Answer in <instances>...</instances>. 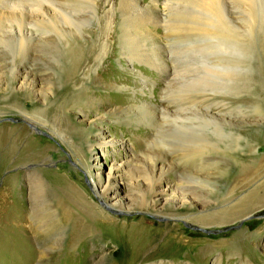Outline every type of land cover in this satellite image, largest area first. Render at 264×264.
I'll return each mask as SVG.
<instances>
[{
	"label": "rangeland",
	"instance_id": "1",
	"mask_svg": "<svg viewBox=\"0 0 264 264\" xmlns=\"http://www.w3.org/2000/svg\"><path fill=\"white\" fill-rule=\"evenodd\" d=\"M123 1L128 5L124 16L129 36L137 37L134 45L124 41L121 27L113 33L106 29L108 15L115 18L114 27L121 24ZM136 1L113 0V12L102 9L94 18H88L93 13L86 0L82 2L85 37H69L66 73L60 83L53 78L57 68L54 49L29 48L23 54L32 73L26 83L13 84L16 90L12 93L7 69L12 56L5 51L0 55V126L27 129L13 153L7 155L10 145L0 151V264H264V0H221L219 13L210 12L205 0H158L160 10L155 0H139L141 7ZM124 46L130 47L132 56L142 55L140 65L122 55ZM152 47L158 57L148 55ZM75 58V72L69 74ZM217 60L236 71L235 83L215 81V88L207 90L190 81L197 77L207 83L203 73L213 70ZM151 62L169 72L172 84H162ZM99 64L106 69L102 81L134 88L138 84L143 90L134 95L94 83ZM139 67L142 73L137 79ZM177 68L182 69L176 72ZM143 77L154 85L147 88ZM225 86L229 88L223 92ZM49 94L52 98L46 106L44 97ZM186 94L216 97L227 118L233 119L229 126L219 118V126L205 131L217 143L213 152H205L213 157L209 162L200 160V142L194 133L181 137L156 129L152 122L140 129L137 124L125 128L115 119L104 121L101 111L87 113L86 107L93 98L105 99L111 110L135 99L144 106L163 107L171 98ZM24 115L46 129L34 130ZM196 117L201 119V115ZM173 118H161L159 125L166 127ZM184 119L180 122L193 121ZM34 136L42 139L36 146L41 153L18 161L22 146ZM3 160L10 161L2 164ZM240 162L262 169L254 174L250 191L229 195L227 184L216 178L235 175V164ZM90 164L97 166L93 170L96 181L102 177L105 182L109 171H115V201L128 213L107 212L111 227L94 226L79 204L95 203L85 173ZM30 175H36V186L31 185ZM160 176L164 179L154 197L151 186ZM200 180L207 181L200 192L188 187H199ZM254 191L260 194L256 199L251 198ZM203 215L208 219L201 222L198 217Z\"/></svg>",
	"mask_w": 264,
	"mask_h": 264
},
{
	"label": "bare ground",
	"instance_id": "2",
	"mask_svg": "<svg viewBox=\"0 0 264 264\" xmlns=\"http://www.w3.org/2000/svg\"><path fill=\"white\" fill-rule=\"evenodd\" d=\"M84 1L85 0H0V55H2V53L5 51L6 53H8L12 56V57H10L12 60V65L9 64L8 68H7L8 69V75L10 78L9 79L10 80L9 90L12 93H15V90H16L15 87L13 86V84H16L20 80H24V82L26 83L29 80V74L32 73V72H30V67L28 66L29 64L27 63L26 55L23 54L25 51H27L29 48H32V49L35 48V49L39 50V49H43L46 47L48 49H52V50L54 49L55 60H57V68L53 69V72H54L53 78H54V76H56L58 78L57 79L58 82L60 83V81H62V78L64 77V74L66 73V69H65L66 67H65V61L64 60H65V55L67 54L68 46H66V45H67V41H68L69 37H72L74 35H77L79 38L85 37V34L81 29L82 19L80 17L86 16V14H84V10H83L82 6L87 5L88 10H91V12L93 13V14L89 13L88 18L96 17L98 15L99 10L102 11V9H103L108 14L110 11L113 12L115 9V3L113 2V0H86V2H85L86 4L83 5L82 2H84ZM100 1H103V5H101V6H100ZM194 1H197V0H194ZM205 1H206L205 2L206 4H204V6H207V8L210 12L219 13L221 11L220 6H221V4H223V2L221 0H205ZM226 2H228V1H226ZM153 3L155 4V7L160 10L159 1L155 0V2H153ZM190 3H193V2H190ZM134 4H132V5H134ZM162 4H164V2H162ZM199 4H200V2H199ZM199 4L197 6H199ZM122 5H123V7L121 10V16L119 15L120 19H121V24L117 27H114L115 18L113 16L108 15L107 16L106 29L109 33H113V32H115L116 29H118V27H121L120 31H121V33H123L124 41L127 40V42L129 41L131 44L134 45L136 43L137 37H136V35H134L132 33V37L130 38L129 35H131V34L128 33V31L130 29L129 22L125 19V16H124V13L126 10L125 7H128V5L125 1L122 2ZM136 5L138 7H141L139 0L136 1ZM194 6H195V4H194ZM227 6H229V5H227ZM205 9H206V7H205ZM128 10H129V8H128ZM203 10H204V8L202 9V11ZM224 10L226 11V9H224ZM104 11H103V13H105ZM187 11H189V10L187 9ZM33 14H36L37 17L34 18ZM190 14L192 15V13H190ZM202 14H204V13H202ZM199 16H200V14H199ZM115 17H116V15H115ZM187 17H188V15H187ZM135 20H136V22L138 21L137 19H135ZM186 20H187V18H186ZM139 21H141V19ZM183 21H185V20H183ZM186 22H184V24ZM190 22H192V21H190ZM197 22H199V21H197ZM189 23H186V24L189 25ZM207 23L205 21V24H207ZM162 25H164V24H162ZM210 25L211 24H209V26ZM144 26H145V24H144ZM194 26L196 27V24ZM197 26H198V24H197ZM213 26L214 25H212V27ZM218 26H219V24H218ZM190 27H191V25L188 27V29L191 30ZM228 27H230V26H228ZM164 28H165V26H164ZM180 28H181V25H180ZM183 29L181 28V30H183ZM210 29H211V27H210ZM190 30H189V32H190ZM220 30H222L221 27H220ZM146 31L152 32V29L147 28ZM215 32L216 31H214V33ZM209 33H211V32H209ZM227 34H229V33H227ZM226 41H227V39H226ZM234 41H235V39H234ZM238 43H240V41ZM126 48L127 47L124 46V48L121 50L122 55H124L126 58H129L130 61L140 65L141 61L143 60L142 55L141 56L140 55L135 56L133 53L134 56H132V54L129 51L130 47H128V49H126ZM138 48H139V46H138ZM155 48L156 47H152L151 52L148 54L149 56L154 55V56L158 57L159 53L156 52ZM140 49H142V48L140 47ZM143 49H146V48H143ZM148 51H150V50H148ZM72 52H76L75 47L72 48ZM135 52H136V50H135ZM137 52H138V49H137ZM17 54H23V55L15 57V55H17ZM224 58L225 57H223V59ZM156 60H158V59H156ZM218 60H217V62H218ZM144 61H146V60H144ZM221 61L219 60V62H221ZM77 62H78V59L75 58L72 61V63L69 64V67H68V70L70 72L69 74H72V72H75V66H77ZM219 62L217 64H215L217 66H214L213 70L210 69V71H206V73H203V76L206 80L205 82H207V83L202 84L199 81H197L198 80L197 77L194 78L191 76L190 77L192 79L190 78V81H192L194 83V85L198 84L197 85L198 88L201 87V89H207V90L215 88L213 86V83L215 81H219L222 83L228 82L231 84L235 80V79H233V73L234 72L236 73V71L233 68L228 69V65H227V67L225 66L227 63L223 64V63H219ZM99 63H101V61H99ZM151 63H154L153 68L156 71V73L161 77L162 84L167 86V87L170 84H172V83H170L171 79L169 76V72L164 70L161 67V65L159 66L158 62L157 63L151 62ZM142 65H144V64H142ZM98 67H99L98 70L95 72L96 77L94 79V83L97 82L96 84H98V85L106 86L107 89H109V87L112 86L113 88L111 87L112 88L111 90H113V91H115V90L123 91V92L131 91L134 95H138L139 92L143 90L142 85H138V84L134 88V87L121 86L120 84L107 83V82L102 81L100 76L102 74H105L106 69L103 68L100 64ZM178 69L181 70L182 68H177L176 70L175 69L174 70L176 72H178ZM123 70H125V69H123ZM151 70H152V68H151ZM182 71H187V68L183 67ZM237 71H238V69H237ZM136 72H137V74L135 76L137 79H139L141 77L142 68H140V67L137 68ZM23 76H24V78H23ZM144 78H146V77H143V80L145 82L143 84H146L147 88L150 86L152 87V85H154V83L151 80H148V79L145 80ZM182 80L184 81L185 79L183 78ZM84 81H85V78H84ZM185 81H187V80H185ZM233 83H235V82H233ZM147 84L149 86H147ZM217 88H218V86H217ZM228 88L229 87L225 86V88L223 89V92H225V90L228 91ZM30 90H32V88H30ZM186 95H187L186 97H177L175 99L171 98V100L167 104L164 103L163 107L154 106L153 104L144 106L139 99H135V100H132L131 103L124 108L119 107L115 110L114 109L111 110V105L108 103H105V99H101V98H93L91 106H89V107L86 106V107L89 108V111H87V113H89V112L91 113V111H99V112L101 111V114H102L104 121H106V118L115 119V122L118 125L124 126L125 128L128 126H132V125L137 124L139 126V129H140L144 125H148L149 122H152V124L154 125V127L156 129H160V131H163V132L166 130L167 132L173 133V134L177 133L181 137H183L184 135L187 136L191 133H194L195 135H197L196 139H198L199 140L198 142H200V145L199 146L197 145L198 146L197 148L201 149L199 153H202L201 155L198 154L200 156V160L201 161L204 160L206 162H209V160L212 159L213 157L208 156L207 153L205 155V152L208 151V153H209L210 151H212V148L217 146V143L205 131L208 128H210L211 126H219L220 125L219 124L220 119H221V122L223 124L231 126V124H233L231 122L233 119L229 120L227 118L225 110L223 108H221V106H218L219 99H217L216 97H214L212 95H208V94H202V95L201 94H198V95L186 94ZM44 98L46 100L44 104L47 106L48 105L47 103H48V101L51 100L52 96L49 94V95H46ZM229 103H232V102H229ZM43 109H48V107L47 108L45 107ZM91 109H95V110H91ZM198 115H201V119H197L196 116H198ZM232 115L230 116V119H231ZM189 116H192V118H189ZM24 117H25V120L33 127L34 130L46 129V127L43 124L38 123L33 117L26 116V115H24ZM164 117H170V119L173 117H176V118L175 119L173 118V122L171 121V123L169 121L170 124L168 123V125H166V127H165V125H163V126L159 125V120L161 118H164ZM182 117H183V119H184V117H186V119H188L190 121L193 119V121L188 122V123L187 122H180V118H182ZM233 117H235V116H233ZM40 119L42 120V118H40ZM197 122H199V125H197ZM197 130H203L204 132L203 133H197L196 132ZM17 131H19V132L17 133ZM25 131H27V129L24 127L18 128V127H12L9 125L0 126V151L7 148V146L10 145V146H8L7 155L9 156V154L13 153L14 148H16V145L20 142V139H22V136L24 135ZM188 137H190V135ZM40 141H42V139H38L35 136L32 137L31 139H28L24 143V145L22 146V149H21L22 155L19 157L18 161L26 160V158L32 154H40L41 150H39L40 151L39 152L38 149H36V146H38ZM109 143L110 142H106L105 144L108 145ZM91 146L92 145L89 146V150L92 149ZM4 157H6V156H4ZM9 161L10 160H8V161L3 160L2 164L4 162L8 164ZM206 162L204 163V166L205 167L207 166L206 168H208L209 165H207ZM157 163L154 164L155 169H157V165H158ZM7 164H5V166ZM96 167H97L96 165L92 166L91 164L86 166L85 167V173H86L87 177L89 178V180H91V183H92L91 185L93 187V193L95 194L97 199L95 197L93 198V200H95V203H93V204H88L87 202H85L84 204L83 203H79V204L83 207L84 213L88 217L87 219H90V221L93 222L94 226H96L98 228L109 227V226L111 227V225H113L110 223V222H112V219L110 218V214H108L107 212H113V213L124 212L125 213L128 210L125 209V206L122 203L115 201L117 199L116 198L117 194L114 192L115 191L114 190L115 182H113L114 181L113 179L115 177L114 176L115 175L114 169L112 168L109 171V175H108L107 180L105 182H101L102 177L99 181H96L95 174L93 171V170H96ZM235 168L237 169L235 175L229 176L228 175L229 173H226V174L224 173L225 175H222V176H219L216 178V180H218L220 183L223 182V183L227 184L228 188H226V191L229 193V195L230 194L233 195L234 193H236L237 191H240V190H247L248 189V191H250L251 189H249V187L254 182V174L257 175V173L260 172L262 169L259 167L258 168L249 167L245 164H242L241 162L239 164L236 163ZM204 171L205 170H203V168H202L201 173H204ZM30 177H32L30 180L32 182L31 185L36 186V184H35L36 183V175H30ZM163 179H164V177L160 176L156 180H153V184L151 186L150 194H152L154 197L158 196V194L160 193L159 192L160 190L157 187L162 184ZM200 181H201V184H199V187L196 185H194V186L190 185L188 187L190 189L196 191V193H198L202 189L201 185L203 183L207 182L206 180H200ZM257 186H259V185H257ZM211 190H213V188H211ZM257 195H260V194H258L254 191V194L251 195V198L256 199ZM97 207H98V210L96 211ZM126 213H128V212H126ZM198 218L201 222H203L204 220L208 219V216L203 215V216H199ZM77 229H79V228H77ZM88 229H85V231ZM80 231H82V229L79 230V232ZM87 234H88V232H87ZM135 247H136V245H135ZM138 249H139V247H138ZM53 256L54 255H52V257Z\"/></svg>",
	"mask_w": 264,
	"mask_h": 264
}]
</instances>
